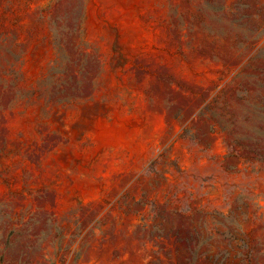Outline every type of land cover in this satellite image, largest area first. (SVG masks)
I'll return each instance as SVG.
<instances>
[{
	"label": "rangeland",
	"instance_id": "obj_1",
	"mask_svg": "<svg viewBox=\"0 0 264 264\" xmlns=\"http://www.w3.org/2000/svg\"><path fill=\"white\" fill-rule=\"evenodd\" d=\"M0 264H264V0H0Z\"/></svg>",
	"mask_w": 264,
	"mask_h": 264
}]
</instances>
